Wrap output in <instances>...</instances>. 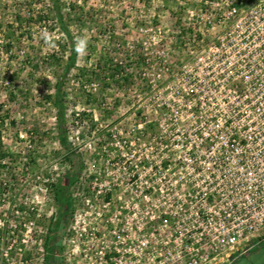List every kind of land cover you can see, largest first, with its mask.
Returning a JSON list of instances; mask_svg holds the SVG:
<instances>
[{
  "label": "built area",
  "instance_id": "obj_1",
  "mask_svg": "<svg viewBox=\"0 0 264 264\" xmlns=\"http://www.w3.org/2000/svg\"><path fill=\"white\" fill-rule=\"evenodd\" d=\"M175 1L143 120L109 133L99 264H232L264 237V0Z\"/></svg>",
  "mask_w": 264,
  "mask_h": 264
},
{
  "label": "rangeland",
  "instance_id": "obj_2",
  "mask_svg": "<svg viewBox=\"0 0 264 264\" xmlns=\"http://www.w3.org/2000/svg\"><path fill=\"white\" fill-rule=\"evenodd\" d=\"M57 1L59 14L52 0H0V264H99L105 220L117 207L115 197L103 206L98 193L109 133L143 120L140 78L162 45L176 44L175 0ZM76 158L66 211L52 184L67 185ZM104 238L110 245V233Z\"/></svg>",
  "mask_w": 264,
  "mask_h": 264
},
{
  "label": "trees",
  "instance_id": "obj_3",
  "mask_svg": "<svg viewBox=\"0 0 264 264\" xmlns=\"http://www.w3.org/2000/svg\"><path fill=\"white\" fill-rule=\"evenodd\" d=\"M53 7L55 8V11L57 14H59V6H58V1L57 0H52ZM72 59L75 56V47L72 46ZM61 81H57L55 84V93H54V99L56 102L57 106V122H58V129H59V134L62 137V141H64L65 136H64V111H63V106H62V92H61ZM4 152L1 150V135H0V160L3 158ZM80 167V160L79 159H72L71 160V166L70 169L66 173V181L67 185L63 186L59 183H54L52 184L53 188V194L56 202L60 206L62 210H71L70 206L72 205V201L70 198V192L68 185H70L75 178L77 177V173L75 171L78 170ZM2 230L0 229V238H1ZM49 236L47 235L45 240L46 244L44 246L47 247V242L49 240Z\"/></svg>",
  "mask_w": 264,
  "mask_h": 264
},
{
  "label": "crops",
  "instance_id": "obj_4",
  "mask_svg": "<svg viewBox=\"0 0 264 264\" xmlns=\"http://www.w3.org/2000/svg\"><path fill=\"white\" fill-rule=\"evenodd\" d=\"M232 264H264V237L249 252L237 258Z\"/></svg>",
  "mask_w": 264,
  "mask_h": 264
},
{
  "label": "clouds",
  "instance_id": "obj_5",
  "mask_svg": "<svg viewBox=\"0 0 264 264\" xmlns=\"http://www.w3.org/2000/svg\"><path fill=\"white\" fill-rule=\"evenodd\" d=\"M83 43V42H82Z\"/></svg>",
  "mask_w": 264,
  "mask_h": 264
}]
</instances>
